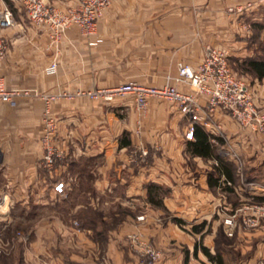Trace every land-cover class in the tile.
<instances>
[{"label": "crops", "instance_id": "crops-1", "mask_svg": "<svg viewBox=\"0 0 264 264\" xmlns=\"http://www.w3.org/2000/svg\"><path fill=\"white\" fill-rule=\"evenodd\" d=\"M2 1L15 11L14 26L0 30L7 45L0 75L29 96L20 97L14 108L0 103V264H139L126 242L134 233L160 251L157 264H217L200 247L214 255L219 232L227 241L219 246L221 264H256L264 258V213L255 209L264 208V135L240 129L220 111L210 126L198 124L222 136L223 144H214L218 154L237 169L226 179L214 171V159L189 153L187 119L176 105L153 99L139 113L130 95L111 103L59 97L128 83L173 84L168 79L176 64L197 68L208 46L225 50L229 59L259 56L264 0H112L100 18L96 47L67 33L59 48L14 0ZM46 1L60 9L75 4ZM101 55L115 62L110 66ZM55 58L57 73L45 75ZM253 79L254 102L264 113V80ZM42 96L55 97L49 117L61 159L51 170L41 165ZM141 148L148 153L143 161L137 159ZM57 183L64 185L62 197L54 193ZM151 185L161 189V208L147 202ZM7 201L21 207L12 222H7ZM64 203L68 208L60 209ZM94 213L102 217L92 226L103 232L102 241L93 239L92 228L69 218ZM139 216L144 220L137 221ZM231 216L228 237L223 221ZM32 217L37 220L31 225ZM249 220L256 222L251 226ZM17 229L23 234L18 239L12 235Z\"/></svg>", "mask_w": 264, "mask_h": 264}, {"label": "built area", "instance_id": "built-area-1", "mask_svg": "<svg viewBox=\"0 0 264 264\" xmlns=\"http://www.w3.org/2000/svg\"><path fill=\"white\" fill-rule=\"evenodd\" d=\"M71 1L75 3L74 6L65 9L54 7L46 0H14V3L32 24L47 29L49 42L52 46L59 48L65 35L73 33L79 39L86 41L88 47H96L99 43L100 18L110 8L112 0ZM13 26V13L0 0V30ZM6 50L5 39L0 38V63L5 58ZM57 70L58 63L55 58L45 69L44 74L53 76ZM169 80H172L173 84L167 83L162 87L128 83L109 89L77 91L73 95L63 93L59 97L71 100L83 96L90 100L111 103L117 98L130 95L133 97L135 108L139 113H145L149 102L153 99L166 101L176 105L179 112L187 119L184 134L186 141L193 140L195 125L210 126V121L217 111L227 114L240 129L247 130L252 134L264 135V113L255 105L251 87L233 73L225 50L205 47L202 61L197 68L177 63L176 74ZM179 87H183V90H180ZM27 96H29L27 90L8 86L0 75V103L14 108L20 97ZM41 99L44 103L43 133L40 139L43 151L41 165L43 168L51 170L61 159V154L53 145L55 122L49 117L50 103L55 100V97L42 96ZM219 130L218 125L213 127L214 133H218ZM219 137L222 136L219 135ZM212 143L218 145L216 139H212ZM227 154L223 153L226 156ZM147 155V151L141 148L137 159L143 161ZM53 190L60 197L65 194L63 183L55 184ZM2 202L0 197V205ZM255 209L264 213L263 207H255ZM233 218L231 216L223 221L228 237H231L233 233ZM136 220L143 221L144 217L139 216ZM255 222V220H249L248 224L253 226ZM126 241L137 256L139 264H157L160 261L159 250L141 234H130L126 237ZM256 264H264V258L259 259Z\"/></svg>", "mask_w": 264, "mask_h": 264}, {"label": "trees", "instance_id": "trees-1", "mask_svg": "<svg viewBox=\"0 0 264 264\" xmlns=\"http://www.w3.org/2000/svg\"><path fill=\"white\" fill-rule=\"evenodd\" d=\"M8 7L12 12H14L13 5L6 1ZM19 8V7H18ZM20 9V8H19ZM21 10V9H20ZM22 11V10H21ZM23 12V11H22ZM24 13V12H23ZM261 49H264V46H260ZM229 63V61H228ZM240 68L242 71L250 74L252 78H255L258 81L264 80V58H260L259 56L245 58L241 62ZM230 66V63H229ZM216 139L218 142V146L223 144V140L220 137H214L210 133L206 132L205 129L201 125H195L194 132H193V140L188 142V151L192 156H197L201 158H209L214 159L217 162V166L214 168V171L218 174V177L223 175L226 179H232L233 175H236L237 169L233 167L231 164L228 163L226 159L219 156L218 148L214 144H212L211 140ZM209 184L211 185V178L208 179ZM160 191L161 189L155 185H151L148 187L147 191V202L154 207L161 208L162 201L160 199ZM264 200V199H263ZM258 199L257 202L263 201ZM65 204V203H64ZM66 206L67 203L65 204ZM75 218L78 221L80 228H92V237L94 240H98L97 237L100 239L103 232H97L92 227L93 224H96L102 217L96 213L92 215H84V216H75L69 217ZM119 221V220H117ZM173 221L180 227L184 226V222L180 219H173ZM205 226V223L199 225V228L202 229ZM200 229L196 227H192L193 232H200ZM106 233V232H105ZM102 241V239H100ZM226 236L224 233L219 232L216 238V252L214 255H211L209 251L204 248L200 247L201 251L206 255L208 260L212 262H216L217 264H221V255H220V248L222 244H226ZM197 249V245L195 247Z\"/></svg>", "mask_w": 264, "mask_h": 264}, {"label": "rangeland", "instance_id": "rangeland-1", "mask_svg": "<svg viewBox=\"0 0 264 264\" xmlns=\"http://www.w3.org/2000/svg\"><path fill=\"white\" fill-rule=\"evenodd\" d=\"M261 50H263V51H261L262 53L259 55V57L260 58H264V49H261ZM102 56V58H104V60L108 63V65H110V66H112V64H110V63H113V62H115L114 61V57H112V56H109V55H101ZM93 58H96V56L94 57V55H92V59ZM228 59H229V57H228ZM244 59V58H243ZM243 59H238V58H231L230 57V59H229V63H230V67H231V69H232V71H233V73L238 77V78H240V79H242L245 83H247L251 88H252V86H253V78H252V76L250 75V74H248V73H246L245 71H242V69L240 68V66H241V62H242V60ZM114 66V65H113ZM117 87V86H116ZM109 88H113V87H106V88H93V89H90L89 91H96V90H98V89H109ZM9 203V204H8ZM56 202H54V204H55ZM2 206V204L0 205V211H1V209H4V207L2 208L1 207ZM66 205H60L59 206V208L60 209H63V210H65L66 209ZM68 208V207H67ZM5 210L8 212V215H9V218H7V222H12L13 221V219L15 218L14 216L16 215V214H19V213H22L21 212V207L18 205V204H12V203H10L9 201H7V203H6V205H5ZM62 217H64V219L66 220L67 219V216L66 215H63ZM32 220L33 221H31V225L32 224H34L35 223V221L37 220V217H32ZM3 222V220H1L0 221V223H2ZM29 224V225H30ZM17 225V224H16ZM21 234H22V231H21V229H17L16 231H14L13 233H12V235H13V238H16V239H18L20 236H21ZM23 235V234H22ZM26 238V237H25ZM127 242V241H126ZM149 242V241H148ZM18 242H16L15 241V245L17 244ZM21 243V242H20ZM150 243V242H149ZM128 244V243H127ZM151 244V243H150ZM152 245V244H151ZM129 246V245H128ZM130 247V246H129ZM14 250H16V248L14 247V248H11V249H9V252H11V251H14ZM18 251L19 250H21V249H17ZM132 250V249H131ZM133 251V250H132ZM160 252V251H159ZM137 257V256H136Z\"/></svg>", "mask_w": 264, "mask_h": 264}]
</instances>
